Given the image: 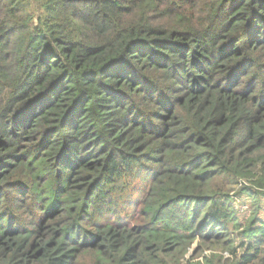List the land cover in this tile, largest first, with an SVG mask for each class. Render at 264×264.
Wrapping results in <instances>:
<instances>
[{
    "label": "trees",
    "instance_id": "obj_1",
    "mask_svg": "<svg viewBox=\"0 0 264 264\" xmlns=\"http://www.w3.org/2000/svg\"><path fill=\"white\" fill-rule=\"evenodd\" d=\"M0 264H264V0H0Z\"/></svg>",
    "mask_w": 264,
    "mask_h": 264
},
{
    "label": "rangeland",
    "instance_id": "obj_2",
    "mask_svg": "<svg viewBox=\"0 0 264 264\" xmlns=\"http://www.w3.org/2000/svg\"><path fill=\"white\" fill-rule=\"evenodd\" d=\"M235 203H236V206H238V210H240L241 213H244L247 211V207H244L245 203H247L244 196H240Z\"/></svg>",
    "mask_w": 264,
    "mask_h": 264
}]
</instances>
